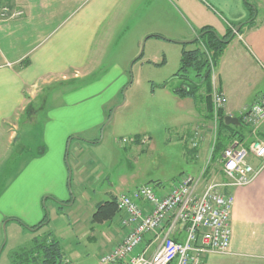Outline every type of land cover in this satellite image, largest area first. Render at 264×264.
<instances>
[{"label": "crops", "instance_id": "1", "mask_svg": "<svg viewBox=\"0 0 264 264\" xmlns=\"http://www.w3.org/2000/svg\"><path fill=\"white\" fill-rule=\"evenodd\" d=\"M247 4L254 7V20L242 25L228 41L211 73L212 88L225 97L223 115L237 118L264 92V0H0V6L22 11L18 17L0 19V244L5 226L15 232L36 233L40 229L29 227L45 216L44 194L53 197L49 206L58 205V200L68 201V147L74 145L76 160L79 141L94 143L83 133L98 130L106 119L107 101L99 100L94 121L87 107L103 91L93 94L94 85L103 82L110 72L109 68L89 78L107 52L110 57L123 56L129 62L142 42L144 51L136 56L134 60L139 59L133 66H164L168 61L179 66L182 49L195 46H183L175 40L195 38L204 26L226 37L230 25L248 19L251 10ZM110 67L119 73L116 78H124L120 63L114 61ZM186 85L184 81L179 88ZM51 87H55V94L61 93L62 99L48 109L40 140L28 150L26 141H17V137L24 126L28 129L23 131H34L37 108L33 104ZM177 89L173 90L174 105L190 115L189 121H184L190 123V147L212 152L217 121L206 119L204 103L198 106L193 98L177 94ZM194 109L199 110L198 115ZM239 122L227 124L234 127L226 130L236 132L231 139L247 144L249 130ZM210 125L213 130H209ZM132 136L138 139L136 144L148 143L151 138L147 133ZM144 137L146 140L140 142ZM15 143L20 146L12 147ZM220 156L212 155L195 176L200 178V188L207 181L222 180ZM250 162L254 166L259 163L254 158ZM154 190L162 194L168 189L159 184ZM224 190L234 197L229 248L226 253H206L202 264H264V167L250 183ZM106 223L108 220L99 224ZM125 231L120 222L118 227L110 222L96 253L110 251ZM150 237L145 235L142 246Z\"/></svg>", "mask_w": 264, "mask_h": 264}, {"label": "rangeland", "instance_id": "2", "mask_svg": "<svg viewBox=\"0 0 264 264\" xmlns=\"http://www.w3.org/2000/svg\"><path fill=\"white\" fill-rule=\"evenodd\" d=\"M188 45L195 46V43ZM140 51H144L142 42L136 56ZM109 53L110 51L106 53L105 59L89 77L94 79L110 68L104 81L95 84L92 89L93 94L103 90L99 93V98L93 100L91 107H87L93 112L91 118L94 121L99 100L107 101L104 106L106 119L103 124L98 130L83 133L91 142H96L79 141L80 149L76 160L73 156L74 145L68 147L65 184L67 178V200L70 201L62 203L63 200H58L57 202L60 201L64 205L49 206L50 198L53 197L44 194L42 199L46 205L44 211L48 214V223L42 225L36 233L15 232L5 226L2 245L0 244V264H16L19 260L18 254L34 244L33 238L41 241L48 236L59 241L65 258L70 261L66 264H101L99 257L107 251L96 253L100 237L108 230L110 222L111 226L118 227L122 213L117 212L108 220V224L92 225L91 215L97 202L141 185L155 189L160 184L169 189L183 175H199L207 162L212 160L211 149L206 154L205 151H200L199 147L194 151L190 147L193 142L189 132L190 123L184 122L189 121L190 115L180 112L174 105L173 90L181 87L184 82L182 78L173 75L178 68L177 63L168 61L164 66H141L137 63L133 66L139 59L134 60L136 56L126 62L125 57H110ZM125 53L117 51V54ZM114 61L121 64L124 78H116L119 73L114 70L115 67H110ZM188 72L192 75V71ZM54 88L46 90L33 104L37 108L32 122L34 131H23L24 128L28 129L24 126L19 132L17 141H26L28 150L34 149L40 140L41 127L48 109L62 99L61 93L55 94ZM151 90H154L153 95L150 94ZM166 90H169L170 94H165ZM195 103L198 106L204 103L202 95H197ZM194 112L198 115L199 110L194 109ZM109 117L108 123L105 124ZM210 127L209 130H213V125ZM135 133H147L151 137L150 141L134 143L135 140L131 139ZM72 136L78 137L77 134ZM142 140H146V137L140 138V142ZM12 147L15 148L16 143ZM217 156L214 152L213 157Z\"/></svg>", "mask_w": 264, "mask_h": 264}, {"label": "built area", "instance_id": "3", "mask_svg": "<svg viewBox=\"0 0 264 264\" xmlns=\"http://www.w3.org/2000/svg\"><path fill=\"white\" fill-rule=\"evenodd\" d=\"M21 14L19 9L0 6L1 20ZM211 96L216 120L225 97L216 88ZM240 117L251 137L247 144L232 139L222 150V180L207 181L200 188L199 177L183 175L162 194L141 185L116 196L120 224L126 231L118 244L99 257L101 264H202L206 253L228 251L234 197L224 189L250 183L264 167V92ZM146 234L150 241L142 246Z\"/></svg>", "mask_w": 264, "mask_h": 264}, {"label": "trees", "instance_id": "4", "mask_svg": "<svg viewBox=\"0 0 264 264\" xmlns=\"http://www.w3.org/2000/svg\"><path fill=\"white\" fill-rule=\"evenodd\" d=\"M247 6H249L251 10L248 19L230 25L226 37H219L210 26H204L198 32V34H200L199 38L195 39L193 42L195 43V47L192 49H182L181 51L179 66L173 75L182 78L187 82V85L184 88L177 89L175 92L180 96H189L193 98L195 102L197 95H202V100L206 106V119H214L211 96L213 91L211 85L212 69L219 62L225 45L235 35L234 34L232 37L230 36L234 27L236 25L242 26L244 24H251L254 20V7L250 4H247ZM154 36L159 37L158 35ZM222 38L226 41L220 40ZM183 46L186 45L184 44ZM188 70L192 71V75L189 74ZM200 89H202V92L199 93ZM216 116L217 119L215 121H217V128L211 157L214 152L219 155V153L231 142V137H236V132H227V127L234 126L224 123L222 109L217 110ZM238 120L241 121L240 116ZM69 201L70 199L67 202ZM62 203L57 202L59 207L64 205ZM117 212H119V210L116 204V196L111 195L108 199L96 203L95 209L91 215V222L102 223L110 220ZM13 220L19 221L18 219ZM46 223H48L47 213H45L43 220L29 228L36 229ZM24 226L28 228V226ZM18 257L19 260L16 264H66L65 255L59 241L50 238V236L46 237L44 240L35 241L26 251L18 254Z\"/></svg>", "mask_w": 264, "mask_h": 264}, {"label": "water", "instance_id": "5", "mask_svg": "<svg viewBox=\"0 0 264 264\" xmlns=\"http://www.w3.org/2000/svg\"><path fill=\"white\" fill-rule=\"evenodd\" d=\"M240 26H241V25H236V26L234 27L233 32H232V34L230 35L231 37H232L234 34H236V33L238 32ZM201 34H202V33H201ZM199 36H200V34L196 35L195 38H192V39H187V40H175V41H176V42H179V43H182V44H190V43H193V42L195 41V39L199 38ZM220 40H222V41H226V40H224V39H220ZM140 53H141V51L139 52L138 55H140ZM109 119H110V117L108 118V120L106 121L105 124L108 123ZM223 121H224L225 124H236V125H239V124H240V122H239V120H238L237 117H233V116H230V115H225V116L223 117ZM3 227H4V225H3Z\"/></svg>", "mask_w": 264, "mask_h": 264}]
</instances>
